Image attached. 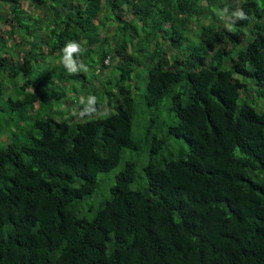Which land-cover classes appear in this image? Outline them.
Segmentation results:
<instances>
[{"label": "trees", "instance_id": "1", "mask_svg": "<svg viewBox=\"0 0 264 264\" xmlns=\"http://www.w3.org/2000/svg\"><path fill=\"white\" fill-rule=\"evenodd\" d=\"M256 98L264 0H0V264H264Z\"/></svg>", "mask_w": 264, "mask_h": 264}, {"label": "rangeland", "instance_id": "2", "mask_svg": "<svg viewBox=\"0 0 264 264\" xmlns=\"http://www.w3.org/2000/svg\"><path fill=\"white\" fill-rule=\"evenodd\" d=\"M108 72H109V70H107L104 74H106ZM110 72L113 73L112 70H110ZM140 72L142 73V75H143L142 78H143L146 74V70L141 69ZM134 76L136 77V79H138L137 75H134ZM140 80H141V78H140ZM143 89H144V87H143ZM142 93H143V90L139 89L137 91V95H136L137 101H138V107H137V113H136L135 118H134V129H135L134 137L136 139H140L142 142V145H143L142 148L146 149V145L144 143V140H145L144 135L146 132L147 125L151 121L152 116H154L153 113L162 114V118L166 119L168 123H172L175 118L170 115L169 104H167V103H165V105L163 104L162 106H160L159 109H154V108L147 107L146 105H142L141 104ZM250 102H252L259 111L264 109V99H259V98H256L255 100L251 99ZM161 122H163V121L162 120H156V123H161ZM172 141H173V139H172ZM127 154H128V156H130L133 159H138V154L144 155V154H146V151L141 152V153L127 151ZM124 161L125 160L123 159L121 161V163L118 166H116L113 170H111L108 174L114 175L115 173H117L122 168ZM144 162L145 161L143 160V163ZM139 171L144 172L142 165L139 166ZM103 175H105V174H103ZM102 196H103V193L100 195V197L102 198ZM101 198H98L97 196H92L88 200L93 202V203H97L98 201H100Z\"/></svg>", "mask_w": 264, "mask_h": 264}, {"label": "clouds", "instance_id": "3", "mask_svg": "<svg viewBox=\"0 0 264 264\" xmlns=\"http://www.w3.org/2000/svg\"><path fill=\"white\" fill-rule=\"evenodd\" d=\"M235 15L238 18H240V19L245 18L244 13L242 11L241 12H237ZM77 48H78V45L75 44V42H73V43H71V44H69L67 46L66 51H69L70 52V51L76 50ZM69 70L70 71H74L75 69L70 68ZM95 102H96V97H94V96L90 97L89 100H88V104L85 107L84 111L81 113V115H84L86 113H90V112L95 111V108H94Z\"/></svg>", "mask_w": 264, "mask_h": 264}, {"label": "built area", "instance_id": "4", "mask_svg": "<svg viewBox=\"0 0 264 264\" xmlns=\"http://www.w3.org/2000/svg\"><path fill=\"white\" fill-rule=\"evenodd\" d=\"M109 62V60H106V63H108Z\"/></svg>", "mask_w": 264, "mask_h": 264}]
</instances>
